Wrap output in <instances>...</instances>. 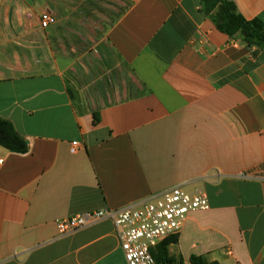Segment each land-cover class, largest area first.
Here are the masks:
<instances>
[{
	"label": "crops",
	"instance_id": "crops-1",
	"mask_svg": "<svg viewBox=\"0 0 264 264\" xmlns=\"http://www.w3.org/2000/svg\"><path fill=\"white\" fill-rule=\"evenodd\" d=\"M231 1L264 24V0ZM0 118L28 145L0 146V264H127L110 219L65 235L56 221L174 186L208 199L175 263L264 264V52L198 0H0Z\"/></svg>",
	"mask_w": 264,
	"mask_h": 264
},
{
	"label": "built area",
	"instance_id": "built-area-1",
	"mask_svg": "<svg viewBox=\"0 0 264 264\" xmlns=\"http://www.w3.org/2000/svg\"><path fill=\"white\" fill-rule=\"evenodd\" d=\"M55 16L45 12L40 17L42 27L55 23ZM79 147L71 143L70 152ZM208 208L204 192L188 193L181 186H174L144 201L121 209L104 208L77 214L56 221L59 235L75 232L103 219H110L120 242L127 264H155L151 249L161 241L179 233L187 216Z\"/></svg>",
	"mask_w": 264,
	"mask_h": 264
},
{
	"label": "trees",
	"instance_id": "trees-1",
	"mask_svg": "<svg viewBox=\"0 0 264 264\" xmlns=\"http://www.w3.org/2000/svg\"><path fill=\"white\" fill-rule=\"evenodd\" d=\"M200 10L214 24L216 29L227 35L231 39L239 38L248 47H255L264 52V24L258 19L248 21L237 13L234 3L231 0H198ZM93 123L99 121L98 114L93 112ZM0 146L4 149L15 152L25 153L28 150L27 142L16 132L13 125L0 118ZM177 242V237L172 236L155 248L151 249V254L155 264H182V261L175 263L169 255L168 247ZM189 264H211L203 257L192 256Z\"/></svg>",
	"mask_w": 264,
	"mask_h": 264
},
{
	"label": "rangeland",
	"instance_id": "rangeland-1",
	"mask_svg": "<svg viewBox=\"0 0 264 264\" xmlns=\"http://www.w3.org/2000/svg\"><path fill=\"white\" fill-rule=\"evenodd\" d=\"M101 34V31H97V34L96 35H94V32H93V34H90V36H88V37H90V39H89V41H96V39H97V37L99 36ZM103 47H105V48H108L107 46H105V45H103ZM90 47L89 46H87V47H82L81 48V50H83V51H86V50H88ZM93 50L94 51H97V52H100V48L99 47H94L93 48ZM81 52V51H80ZM102 59H104V57H101ZM107 60V62H105ZM106 60L104 61V60H102L101 61V63H99V67H98V69H99V71H100V69H102L101 71H106V70H108V69H110V68H112V61H111V58H110V56H108V59L106 58ZM107 68V69H106ZM109 74L111 75V76H109V78L110 79H113V84L115 83V81H116V83H118V71H117V69L114 67L113 69H111V72H109Z\"/></svg>",
	"mask_w": 264,
	"mask_h": 264
}]
</instances>
